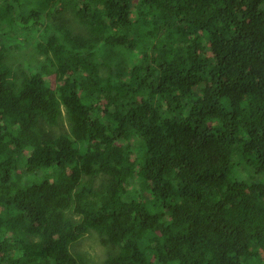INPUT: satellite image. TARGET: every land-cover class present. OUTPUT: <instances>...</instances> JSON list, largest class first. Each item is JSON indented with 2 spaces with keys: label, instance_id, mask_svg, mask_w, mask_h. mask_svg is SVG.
Returning a JSON list of instances; mask_svg holds the SVG:
<instances>
[{
  "label": "trees",
  "instance_id": "16d2710c",
  "mask_svg": "<svg viewBox=\"0 0 264 264\" xmlns=\"http://www.w3.org/2000/svg\"><path fill=\"white\" fill-rule=\"evenodd\" d=\"M0 264H264V0H0Z\"/></svg>",
  "mask_w": 264,
  "mask_h": 264
},
{
  "label": "rangeland",
  "instance_id": "374dc122",
  "mask_svg": "<svg viewBox=\"0 0 264 264\" xmlns=\"http://www.w3.org/2000/svg\"><path fill=\"white\" fill-rule=\"evenodd\" d=\"M73 26L76 28L75 24H73ZM88 243H91V241H85L83 242L82 245H78V246L76 245V251L79 249H81L82 251H85ZM99 250H100L99 245H97L94 249H93V245L88 247V252H89L88 255H90L92 258L97 260V262H99L100 259L102 258L101 252H99Z\"/></svg>",
  "mask_w": 264,
  "mask_h": 264
},
{
  "label": "clouds",
  "instance_id": "9594fccd",
  "mask_svg": "<svg viewBox=\"0 0 264 264\" xmlns=\"http://www.w3.org/2000/svg\"><path fill=\"white\" fill-rule=\"evenodd\" d=\"M80 30V29H79Z\"/></svg>",
  "mask_w": 264,
  "mask_h": 264
}]
</instances>
